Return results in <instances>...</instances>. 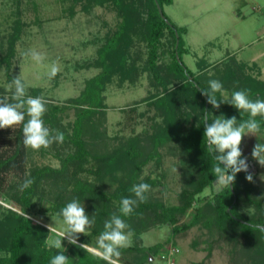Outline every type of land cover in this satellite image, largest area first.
I'll use <instances>...</instances> for the list:
<instances>
[{"label":"trees","instance_id":"1","mask_svg":"<svg viewBox=\"0 0 264 264\" xmlns=\"http://www.w3.org/2000/svg\"><path fill=\"white\" fill-rule=\"evenodd\" d=\"M31 0H16V18L4 43H0V71L3 69L8 82L15 56L16 43L21 38L24 22L20 6ZM69 2L64 12L72 18L76 8L85 14L94 7H109L115 11L117 22L107 29L96 49L95 58L83 67L95 68L98 73L84 82L79 95L57 104L43 98L46 112L42 119L51 134H64L63 143H53L42 154L49 152L58 160V166L29 165L31 150L23 144V123L17 127L0 129V199L10 203V208L0 206V264H50L51 258L63 252L72 263L107 264L90 251L65 241L67 248L50 247L51 232L37 222V204H49L48 210L57 218L60 210L72 200L85 207L94 224L85 234L78 235L77 244L87 243L96 248L97 238L104 230V222L115 213L120 215V201L132 196L131 187L138 183L150 185L147 199L134 207L128 217H121L132 231L131 244L121 248L119 264H147L164 244L150 247L142 245V234L161 226H170L173 239L193 227L206 229V258L213 245L224 241L232 246L233 264H264V199L255 182L245 179L240 172L231 187H223L211 197H201L211 189L215 177L212 169L217 163L207 150L204 138V120L214 117L237 118V124L249 119V114L234 106L222 103L214 109L201 95L208 89L210 80L223 85L226 98L216 93L218 100H228L238 90H248L250 99L264 100V79H260L256 65H247L236 56L228 55L223 61L208 65L199 58L197 71L189 70L183 62L182 35L185 28L172 24L164 13V6L172 0H65ZM159 5L162 16L158 12ZM5 44V45H4ZM167 55L168 62L162 57ZM147 78L145 97L134 102L145 104L139 114L149 125L140 133L129 136L109 137L106 130L105 92L116 84L135 86ZM14 89L0 88V97L12 100ZM39 89L26 91V97H40ZM6 95V96H5ZM42 98V97H41ZM73 111V120L63 122L66 112ZM264 133V117L257 116ZM179 159L181 189L176 195L177 204L165 205L152 190L160 185L158 178L144 176L150 163L161 165V150ZM13 184L7 185L8 179ZM30 178L33 184L21 191L20 185ZM192 210L189 222L178 224ZM229 210V211H228ZM28 218H27V217ZM61 219V218H59ZM259 225L260 227H257ZM63 240V239H62Z\"/></svg>","mask_w":264,"mask_h":264},{"label":"rangeland","instance_id":"2","mask_svg":"<svg viewBox=\"0 0 264 264\" xmlns=\"http://www.w3.org/2000/svg\"><path fill=\"white\" fill-rule=\"evenodd\" d=\"M31 1L35 2L36 9H33L30 1H23L20 6L21 19L25 26L21 38L16 43L10 74L14 77L20 75L27 92L30 89H39L40 97L62 104L65 100L78 96L84 82L98 73L95 68L86 69L83 66L95 58L96 49L104 33L115 26L117 17L112 8L97 6L88 14L81 12L77 7L75 15L69 18L67 12H64L69 5L68 1ZM244 1L247 5L243 4ZM256 6L264 7V0H172L171 5H165L164 13L168 20L176 27L186 29V33L182 35L184 47L188 50V53L182 56L186 67L191 71H197L196 62L199 58L205 59L208 65L223 61L226 51L235 50L240 40H253L257 33L254 35L252 29H255L262 20L261 14L251 10ZM240 10L242 14H239ZM16 11V0H0V43L5 42L4 38L10 32ZM244 13H251L252 16L248 17L246 14L248 18L243 19ZM253 46L259 45L254 43ZM33 50L41 54L42 62L36 63L30 57H23L25 52ZM162 60L168 62L169 57L165 55ZM53 63L57 65L59 71L54 78L49 79L48 72ZM10 84L2 69L0 88L10 91L14 89V87L9 89ZM147 89L148 81L145 77L135 86L124 85L120 88L114 83L107 87L106 130L109 137L129 136L132 130L136 134L148 128L149 122L146 117L151 116L152 112L145 117H139V114L146 110L145 104H140L136 106L135 111H131L135 106L134 102L146 96ZM223 97L226 98V94ZM73 118V111L69 110L66 116L64 115L63 122L72 121ZM257 135L258 137L244 136L240 148L243 157L248 158L249 172L255 175V182L264 199V181L259 178L264 174V167L251 158L253 146L257 142L264 143V133ZM30 150L29 165L58 166V160L52 153L45 155L39 150ZM161 153V165L156 167L150 163L143 175L157 177L160 185L153 188V194L165 205H175L176 195L182 183L180 162L166 149H162ZM9 184H13L11 177L7 181V185ZM223 187L214 183L211 189L204 190L200 198L211 197ZM0 206L10 208L11 205L5 199H0ZM48 207V203L40 201L34 219L47 229L48 225L53 227L48 241L51 244L56 239H62L59 233L64 231L65 226L61 219L47 211ZM192 213V210L188 211L178 224L189 222ZM206 238V229L199 226L172 239L170 226L165 225L142 234L141 241L145 247L164 244L154 257H150L147 264H233L232 246L224 241L215 243L210 257L206 258L207 244L203 243ZM66 240V237L62 240L63 250L67 248ZM72 261V258L68 259L69 263Z\"/></svg>","mask_w":264,"mask_h":264},{"label":"clouds","instance_id":"3","mask_svg":"<svg viewBox=\"0 0 264 264\" xmlns=\"http://www.w3.org/2000/svg\"><path fill=\"white\" fill-rule=\"evenodd\" d=\"M23 57H30L36 63L43 60L41 54L34 50L25 52ZM58 71L59 68L53 63L48 72L49 79L54 78ZM208 83V89L200 91L201 95L207 98V103L212 108L218 110L222 103H227L234 106L239 112L242 110L249 114V119L243 120L239 124H237L235 116L225 118L220 115L214 117L211 122H208L207 116H205L204 138H206L207 150L212 153L217 162L212 169L215 177L214 183L219 186L231 187L240 172L246 173L245 179L248 182H254V174L249 172L248 158L243 157L240 145L242 138L246 135L258 137L257 134L261 130V125L256 117H264V100L259 98L250 99L248 90L234 91L230 99L218 100L216 93H220L221 96L224 95L222 83L218 80H210ZM13 87L12 100L14 102H8L6 98L0 97V129L12 128L13 125L21 124L25 120L26 113L29 118L26 123H23L22 128L25 148L40 150L41 148L47 149L53 143H63V133L57 132L53 135L49 128L44 125L42 117L47 109L43 98L26 97L25 84L20 75L12 79L9 89ZM251 158L261 167H264V143L257 142L253 146ZM259 178L264 181V174H261ZM33 182L30 178L25 179L23 184L20 185V190L23 191L29 188ZM150 190V185L143 182L134 184L131 187L132 196L124 197L120 201V215L113 213L104 222V230L97 238L95 249L87 243L77 244L78 235L85 234L86 230L94 224V218L90 219L85 212V207L78 200L74 199L67 203L57 214L65 226L64 231L59 235L62 239L66 237L69 244L77 245L85 251L92 252L106 261L107 264H119L120 249L129 246L130 238L133 235L132 231L129 230V225L121 217L130 216L138 203L146 201V193ZM47 227L49 232L54 230L51 225ZM257 227L260 226L257 225ZM62 239L52 241L50 247L62 248ZM50 264H68V257L63 252H58L51 258Z\"/></svg>","mask_w":264,"mask_h":264},{"label":"crops","instance_id":"4","mask_svg":"<svg viewBox=\"0 0 264 264\" xmlns=\"http://www.w3.org/2000/svg\"><path fill=\"white\" fill-rule=\"evenodd\" d=\"M243 4L247 5L245 1L243 2ZM251 10H256L257 13L261 14L262 16V20L260 21L259 25L256 26L255 29H252L254 35L256 33L257 35H255V38L251 41H247L246 39H244L243 41L240 40V44L238 45V47L235 50L229 49L228 51H226L225 55H234L239 61L247 65H256L259 78L264 79V7L256 6V8L252 7ZM239 14H242L241 10L239 11ZM246 14L247 13L243 14V19L252 16L251 13H248V17H246ZM254 43L258 44L259 46L254 47ZM246 51H249L250 53H246Z\"/></svg>","mask_w":264,"mask_h":264},{"label":"water","instance_id":"5","mask_svg":"<svg viewBox=\"0 0 264 264\" xmlns=\"http://www.w3.org/2000/svg\"><path fill=\"white\" fill-rule=\"evenodd\" d=\"M156 6H157V8H158V12H159V14L162 16V11H161V9H160V7H159V5L156 3ZM229 211V210H228ZM262 230L264 231V227H262Z\"/></svg>","mask_w":264,"mask_h":264}]
</instances>
